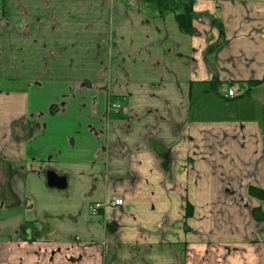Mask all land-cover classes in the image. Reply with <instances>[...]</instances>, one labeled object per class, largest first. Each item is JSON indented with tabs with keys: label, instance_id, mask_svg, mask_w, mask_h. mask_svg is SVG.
Here are the masks:
<instances>
[{
	"label": "crops",
	"instance_id": "0c3cea01",
	"mask_svg": "<svg viewBox=\"0 0 264 264\" xmlns=\"http://www.w3.org/2000/svg\"><path fill=\"white\" fill-rule=\"evenodd\" d=\"M182 1L0 0V264H264V0Z\"/></svg>",
	"mask_w": 264,
	"mask_h": 264
},
{
	"label": "trees",
	"instance_id": "16d2710c",
	"mask_svg": "<svg viewBox=\"0 0 264 264\" xmlns=\"http://www.w3.org/2000/svg\"><path fill=\"white\" fill-rule=\"evenodd\" d=\"M184 10L181 13H178L176 15V19L179 23V26L186 32H191L192 26L190 20L193 19V5L194 1L192 0H183ZM181 2V4H182ZM160 5H162L163 1H158ZM181 6V5H180ZM179 5L176 6L177 8L180 7ZM161 7V6H160ZM168 8L169 11H172L175 8V3H171L170 1H167V4L165 6ZM250 193L252 195H256L259 198L264 200V189L257 188V187H250ZM253 214L258 220H264V213L261 216L260 211L258 210V207L253 208Z\"/></svg>",
	"mask_w": 264,
	"mask_h": 264
},
{
	"label": "built area",
	"instance_id": "2783aa9c",
	"mask_svg": "<svg viewBox=\"0 0 264 264\" xmlns=\"http://www.w3.org/2000/svg\"><path fill=\"white\" fill-rule=\"evenodd\" d=\"M235 94L236 93L234 89H230L228 92V96H234ZM111 106L116 112L122 109V105L119 102H112ZM123 204H124V198L120 196H115L111 200L93 203L90 206V208H91V213L93 215H96V213L102 208L114 207V206L118 207V206H122Z\"/></svg>",
	"mask_w": 264,
	"mask_h": 264
},
{
	"label": "water",
	"instance_id": "95a60500",
	"mask_svg": "<svg viewBox=\"0 0 264 264\" xmlns=\"http://www.w3.org/2000/svg\"><path fill=\"white\" fill-rule=\"evenodd\" d=\"M47 177H48V184L52 187L56 186L59 188H64L67 185L66 177L60 176L54 171H49Z\"/></svg>",
	"mask_w": 264,
	"mask_h": 264
},
{
	"label": "rangeland",
	"instance_id": "374dc122",
	"mask_svg": "<svg viewBox=\"0 0 264 264\" xmlns=\"http://www.w3.org/2000/svg\"><path fill=\"white\" fill-rule=\"evenodd\" d=\"M91 212V211H90ZM92 214V213H91Z\"/></svg>",
	"mask_w": 264,
	"mask_h": 264
}]
</instances>
